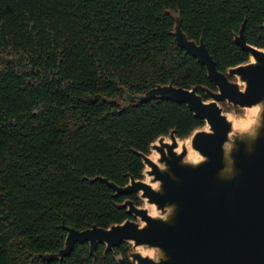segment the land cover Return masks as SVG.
I'll use <instances>...</instances> for the list:
<instances>
[{
	"label": "trees",
	"instance_id": "16d2710c",
	"mask_svg": "<svg viewBox=\"0 0 264 264\" xmlns=\"http://www.w3.org/2000/svg\"><path fill=\"white\" fill-rule=\"evenodd\" d=\"M169 10L221 71L250 57L234 39L243 22L247 41L264 48V0H0V264H134L129 242L107 254L99 244L96 259L88 242L62 261L35 255L64 246V225L134 218L119 203L141 204L137 193L116 196L90 178H143L137 151L205 124L185 103L120 102L157 84L197 86L204 99L203 87L217 89L177 44Z\"/></svg>",
	"mask_w": 264,
	"mask_h": 264
},
{
	"label": "water",
	"instance_id": "95a60500",
	"mask_svg": "<svg viewBox=\"0 0 264 264\" xmlns=\"http://www.w3.org/2000/svg\"><path fill=\"white\" fill-rule=\"evenodd\" d=\"M168 12L177 44L206 66L217 89L203 87L204 99L197 86L157 84L142 94L126 92L120 102L185 103L205 124L183 138L173 129L151 143L150 153L137 151L145 165L143 178L131 175L124 186L100 175L90 178L105 182L116 196L137 193L141 204L130 198L119 203L134 218L109 227L64 225V246L35 257L62 261L77 243L88 242L96 259L99 244L107 254L129 242L134 264H264V48L247 41L243 22L234 39L250 57L221 71L204 38H190L181 13ZM223 102L233 108L227 110ZM255 107L249 126L235 127V119H247Z\"/></svg>",
	"mask_w": 264,
	"mask_h": 264
},
{
	"label": "bare ground",
	"instance_id": "6f19581e",
	"mask_svg": "<svg viewBox=\"0 0 264 264\" xmlns=\"http://www.w3.org/2000/svg\"><path fill=\"white\" fill-rule=\"evenodd\" d=\"M256 111H257L256 107L255 108H251V109L248 110V114L249 115H247V117H248L247 119L246 118H237V119H235V127L244 128V127L249 126V124L252 122L251 118L256 113ZM249 117H250V119H249ZM181 144L182 143H180V145ZM192 153L193 152H191L190 154L192 155ZM152 157L154 159H156L157 158V154L156 153L152 154ZM150 208H151L150 210H151L152 214H157V211L155 210V208L153 206L150 207ZM145 253H149V252H145Z\"/></svg>",
	"mask_w": 264,
	"mask_h": 264
},
{
	"label": "rangeland",
	"instance_id": "374dc122",
	"mask_svg": "<svg viewBox=\"0 0 264 264\" xmlns=\"http://www.w3.org/2000/svg\"><path fill=\"white\" fill-rule=\"evenodd\" d=\"M242 112H243L242 114H244L245 113V110L243 109Z\"/></svg>",
	"mask_w": 264,
	"mask_h": 264
}]
</instances>
